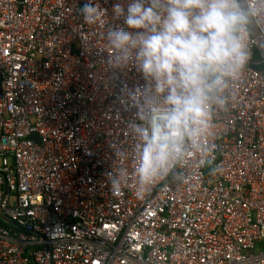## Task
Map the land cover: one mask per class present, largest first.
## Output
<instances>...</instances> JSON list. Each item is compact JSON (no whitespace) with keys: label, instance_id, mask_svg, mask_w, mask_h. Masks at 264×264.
<instances>
[{"label":"built area","instance_id":"built-area-1","mask_svg":"<svg viewBox=\"0 0 264 264\" xmlns=\"http://www.w3.org/2000/svg\"><path fill=\"white\" fill-rule=\"evenodd\" d=\"M85 2L0 0V264H264V35L208 163L113 194L110 143L131 117L117 96L139 76L106 70Z\"/></svg>","mask_w":264,"mask_h":264},{"label":"clouds","instance_id":"clouds-1","mask_svg":"<svg viewBox=\"0 0 264 264\" xmlns=\"http://www.w3.org/2000/svg\"><path fill=\"white\" fill-rule=\"evenodd\" d=\"M99 29L103 63L113 77L134 72L117 102L131 117L126 142H112L106 173L113 194L134 179L137 198L192 157L207 164L215 117L230 107L257 35H264V0H99L78 9ZM132 163L134 167L129 169Z\"/></svg>","mask_w":264,"mask_h":264},{"label":"trees","instance_id":"trees-1","mask_svg":"<svg viewBox=\"0 0 264 264\" xmlns=\"http://www.w3.org/2000/svg\"><path fill=\"white\" fill-rule=\"evenodd\" d=\"M1 224H2L3 226H5V227H9V226H10V225H8L7 223L2 222V221H1Z\"/></svg>","mask_w":264,"mask_h":264},{"label":"water","instance_id":"water-1","mask_svg":"<svg viewBox=\"0 0 264 264\" xmlns=\"http://www.w3.org/2000/svg\"><path fill=\"white\" fill-rule=\"evenodd\" d=\"M4 221H5L6 223H8V224H12V222L9 221L8 219H4Z\"/></svg>","mask_w":264,"mask_h":264}]
</instances>
